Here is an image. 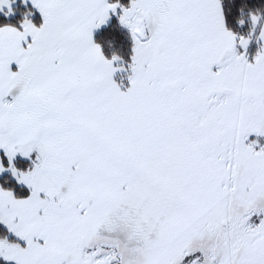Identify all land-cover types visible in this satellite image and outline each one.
I'll list each match as a JSON object with an SVG mask.
<instances>
[{
  "label": "snow or ice",
  "instance_id": "6c2138e0",
  "mask_svg": "<svg viewBox=\"0 0 264 264\" xmlns=\"http://www.w3.org/2000/svg\"><path fill=\"white\" fill-rule=\"evenodd\" d=\"M19 4L0 264H264V0ZM110 19L127 44L106 55Z\"/></svg>",
  "mask_w": 264,
  "mask_h": 264
},
{
  "label": "trees",
  "instance_id": "16d2710c",
  "mask_svg": "<svg viewBox=\"0 0 264 264\" xmlns=\"http://www.w3.org/2000/svg\"><path fill=\"white\" fill-rule=\"evenodd\" d=\"M13 7L16 11L7 17H5L3 13H0V23H16L21 18V13L24 11V6L19 4V0H16V2L13 4ZM232 13L236 14L235 9L232 10ZM33 19L34 21L39 20V14L37 12H35ZM229 19H231V16H229ZM94 39L102 44V48L106 55H110L112 50L122 49L127 44L125 30L118 28L114 19H110L105 25L96 29L94 31ZM109 39L112 40L111 48L107 43ZM255 48V43L250 44V52H254Z\"/></svg>",
  "mask_w": 264,
  "mask_h": 264
},
{
  "label": "crops",
  "instance_id": "0c3cea01",
  "mask_svg": "<svg viewBox=\"0 0 264 264\" xmlns=\"http://www.w3.org/2000/svg\"><path fill=\"white\" fill-rule=\"evenodd\" d=\"M37 13H38V12H37ZM38 14H39V13H38ZM101 26H103V25H101ZM101 26H100V27H101ZM95 30H96V29H95ZM95 30H94V31H95Z\"/></svg>",
  "mask_w": 264,
  "mask_h": 264
},
{
  "label": "rangeland",
  "instance_id": "374dc122",
  "mask_svg": "<svg viewBox=\"0 0 264 264\" xmlns=\"http://www.w3.org/2000/svg\"><path fill=\"white\" fill-rule=\"evenodd\" d=\"M255 51V50H254ZM262 142H264V141H262Z\"/></svg>",
  "mask_w": 264,
  "mask_h": 264
}]
</instances>
